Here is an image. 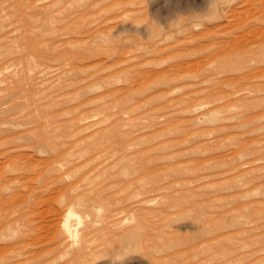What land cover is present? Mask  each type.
Returning a JSON list of instances; mask_svg holds the SVG:
<instances>
[{
	"label": "rangeland",
	"instance_id": "obj_1",
	"mask_svg": "<svg viewBox=\"0 0 264 264\" xmlns=\"http://www.w3.org/2000/svg\"><path fill=\"white\" fill-rule=\"evenodd\" d=\"M0 264H264V0H0Z\"/></svg>",
	"mask_w": 264,
	"mask_h": 264
},
{
	"label": "bare ground",
	"instance_id": "obj_2",
	"mask_svg": "<svg viewBox=\"0 0 264 264\" xmlns=\"http://www.w3.org/2000/svg\"><path fill=\"white\" fill-rule=\"evenodd\" d=\"M70 211V210H69Z\"/></svg>",
	"mask_w": 264,
	"mask_h": 264
}]
</instances>
